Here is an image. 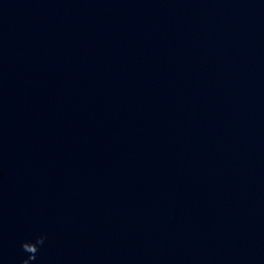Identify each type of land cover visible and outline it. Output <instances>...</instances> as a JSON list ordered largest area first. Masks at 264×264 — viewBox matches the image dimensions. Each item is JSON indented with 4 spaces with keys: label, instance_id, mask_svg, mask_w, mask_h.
Returning <instances> with one entry per match:
<instances>
[{
    "label": "water",
    "instance_id": "obj_1",
    "mask_svg": "<svg viewBox=\"0 0 264 264\" xmlns=\"http://www.w3.org/2000/svg\"><path fill=\"white\" fill-rule=\"evenodd\" d=\"M0 264H264V0H0Z\"/></svg>",
    "mask_w": 264,
    "mask_h": 264
}]
</instances>
